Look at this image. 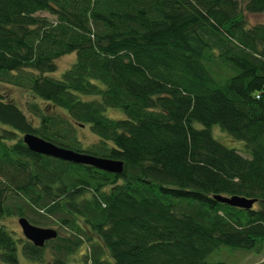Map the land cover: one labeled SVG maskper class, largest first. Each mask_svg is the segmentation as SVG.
Returning a JSON list of instances; mask_svg holds the SVG:
<instances>
[{
    "label": "trees",
    "instance_id": "trees-1",
    "mask_svg": "<svg viewBox=\"0 0 264 264\" xmlns=\"http://www.w3.org/2000/svg\"><path fill=\"white\" fill-rule=\"evenodd\" d=\"M241 1L0 0V83L45 102H28L29 118L0 91V218L64 228L37 247L0 222V264H230L207 257L264 252V21L243 14L264 15V0ZM73 52L60 78L47 75ZM75 125L98 140L82 145ZM25 132L123 170L35 153Z\"/></svg>",
    "mask_w": 264,
    "mask_h": 264
},
{
    "label": "rangeland",
    "instance_id": "rangeland-1",
    "mask_svg": "<svg viewBox=\"0 0 264 264\" xmlns=\"http://www.w3.org/2000/svg\"><path fill=\"white\" fill-rule=\"evenodd\" d=\"M243 0L241 1V7L243 6ZM43 15H47L51 17L48 13L43 12ZM243 14L246 17L247 24L253 25L259 22L264 21L263 13H249L243 10ZM76 58V54L69 53L63 56H60L56 62V69L53 72L47 73V75L52 76L54 78H60L62 73L68 69L71 64L74 62ZM0 91H3L7 98H9L12 102H14L17 106H19L26 115L31 118L30 113L27 108L28 102L36 101L39 105H44L45 102L41 99L34 98L31 93L18 86H14L11 84H2L0 83ZM122 110L120 108L107 107L105 110V115L110 118H119L121 116ZM34 122L37 123V120L34 119ZM78 127L76 131V135L78 139L81 141L82 145H90L96 142L98 139L92 133L89 128V125H85L84 127H80L79 125H75ZM1 128H7L5 125L0 124V132ZM211 131L213 136L224 143L229 147L236 148L243 155L245 153V146L242 140L236 139L228 133L224 132L218 125H214L211 127ZM255 206L258 203L254 204ZM17 215H8L0 218V222L4 223L5 228L10 232H15L17 236L24 238L21 228L17 222ZM44 227V226H43ZM45 227L55 228L59 233L64 231V228H60L59 225L53 224ZM209 261H224L230 264H264V252L263 253H254L252 251H246L241 249H232L228 246H222L218 250L210 253L207 257ZM19 260L23 263L26 262V259L22 258L21 252H19Z\"/></svg>",
    "mask_w": 264,
    "mask_h": 264
},
{
    "label": "water",
    "instance_id": "water-1",
    "mask_svg": "<svg viewBox=\"0 0 264 264\" xmlns=\"http://www.w3.org/2000/svg\"><path fill=\"white\" fill-rule=\"evenodd\" d=\"M21 139L27 148L35 153L76 164L89 165L112 173H121L123 170L122 160L75 151L73 149L57 145L31 132L23 133ZM214 198L229 206L243 209H251L256 202L255 198H247L240 195L226 196L217 194L214 195ZM17 222L21 228L24 238L37 247H43L47 241L56 238L58 235V231L55 228L35 225L24 216L17 217Z\"/></svg>",
    "mask_w": 264,
    "mask_h": 264
}]
</instances>
